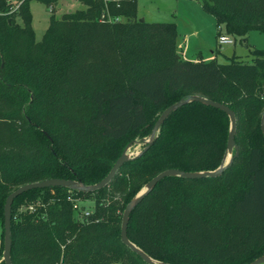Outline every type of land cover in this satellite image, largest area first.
Here are the masks:
<instances>
[{
    "label": "trees",
    "instance_id": "16d2710c",
    "mask_svg": "<svg viewBox=\"0 0 264 264\" xmlns=\"http://www.w3.org/2000/svg\"><path fill=\"white\" fill-rule=\"evenodd\" d=\"M29 1L0 0V264L12 189L49 177L99 181L166 106L193 94L234 111L231 163L218 175L158 180L130 211L127 236L171 264H246L264 254V49L251 61L185 58L175 22L140 20L136 0H79L82 7L51 14L37 40ZM200 1L226 33L264 31V0ZM229 127L224 110L190 100L106 185L18 194L11 263L149 264L120 238L127 202L163 169L216 168ZM88 199L87 214L73 207Z\"/></svg>",
    "mask_w": 264,
    "mask_h": 264
},
{
    "label": "rangeland",
    "instance_id": "374dc122",
    "mask_svg": "<svg viewBox=\"0 0 264 264\" xmlns=\"http://www.w3.org/2000/svg\"><path fill=\"white\" fill-rule=\"evenodd\" d=\"M136 14L147 21H174L177 28V43L181 45L182 55L194 58L201 52L208 58L218 62H225L229 57L235 56L242 61H251L254 58V49H264V31L249 30L244 36L227 33L233 42L220 43L218 41V28L213 15L205 11L200 0H136ZM82 7L79 0H58L54 6H46L40 0H30L31 25L35 38L41 39L51 14L60 16L64 11L75 10ZM18 21L21 20L18 18ZM222 32L224 28H221ZM142 145L138 140L129 148V153H135ZM229 157V155H228ZM227 157V159H228ZM85 209H92L93 201L83 200L78 202ZM0 236V249H1Z\"/></svg>",
    "mask_w": 264,
    "mask_h": 264
},
{
    "label": "water",
    "instance_id": "95a60500",
    "mask_svg": "<svg viewBox=\"0 0 264 264\" xmlns=\"http://www.w3.org/2000/svg\"><path fill=\"white\" fill-rule=\"evenodd\" d=\"M140 20H143V17H139ZM190 100H199L204 103L213 105L215 107H218L222 110H224L230 120V127L227 135V146L226 150L224 152V155L222 157L221 163L214 169H208V170H198V171H185L179 168H166L155 175H153L150 179L146 181L144 186L127 202L122 215H121V222H120V238L122 242L127 245L130 249H132L134 252L139 254L141 258L146 261L149 264H171L169 262L163 261V260H158L150 255H148L144 250H142L139 246H137L134 242H132L128 236H127V223H128V216L134 205L148 192L152 189V187L156 184L158 180L163 178L164 176L167 175H180L184 177H201V176H213V175H218L222 172V170L227 167L232 160V150L235 148L237 150V146L235 144L234 140V134H235V129H236V118L234 111L225 103L216 101L210 98H206L202 95L198 94H193V95H188L186 97L180 98L178 101L166 106L156 119L150 133L141 138V139H135L131 143L127 144L124 151L117 157V159L114 161L113 165L111 166L110 170L108 173L101 178L99 181L91 184H84L80 180L77 179H70V178H60V177H49L46 179H41L37 181H31V182H26L22 183L18 186H16L14 189H12L5 197V202H4V207H3V215H4V220H3V250H2V259L6 262V264H12L11 263V258H10V251H11V205L14 200V198L22 193L23 191H26L31 188L35 187H47V186H55V185H61V186H66L70 187L73 189H79V190H84V191H93L96 190L107 183L112 179V177L115 175L117 172L118 168L122 165L124 161L127 159L133 158L143 152L149 144L152 142L154 137L156 136L159 127L161 123L164 121V119L176 108L181 106L182 104L190 101ZM260 126L261 130L264 136V109L261 114V119H260ZM138 140L140 144L142 145L141 149L136 151L135 153H129L128 148ZM229 153V157L227 160H225L226 154ZM264 261V254L254 258L250 262L246 264H259L260 262Z\"/></svg>",
    "mask_w": 264,
    "mask_h": 264
},
{
    "label": "built area",
    "instance_id": "2783aa9c",
    "mask_svg": "<svg viewBox=\"0 0 264 264\" xmlns=\"http://www.w3.org/2000/svg\"><path fill=\"white\" fill-rule=\"evenodd\" d=\"M109 18H111V17H109ZM114 19L117 20V19H119V17H115ZM222 27H223L222 24H218L217 25V28H218V31H219V33H218V41L220 43L233 42L234 39L232 37H230L226 32H222L221 31V28ZM73 207L74 208H78V202H74L73 203ZM84 213L87 214L88 213V210L87 209H84Z\"/></svg>",
    "mask_w": 264,
    "mask_h": 264
},
{
    "label": "crops",
    "instance_id": "0c3cea01",
    "mask_svg": "<svg viewBox=\"0 0 264 264\" xmlns=\"http://www.w3.org/2000/svg\"><path fill=\"white\" fill-rule=\"evenodd\" d=\"M217 26V25H216ZM217 28V27H216ZM218 33H219V31H218ZM178 47L181 49V45L178 43ZM183 53V52H182ZM200 57H202L203 59H209L208 57L209 56H204V54H202L200 51L199 52H197V54L195 55V57L194 58H191V59H198V58H200ZM187 58V57H186ZM189 59V58H188Z\"/></svg>",
    "mask_w": 264,
    "mask_h": 264
},
{
    "label": "bare ground",
    "instance_id": "6f19581e",
    "mask_svg": "<svg viewBox=\"0 0 264 264\" xmlns=\"http://www.w3.org/2000/svg\"><path fill=\"white\" fill-rule=\"evenodd\" d=\"M228 155H229V153L226 154V156H225V160H227Z\"/></svg>",
    "mask_w": 264,
    "mask_h": 264
}]
</instances>
